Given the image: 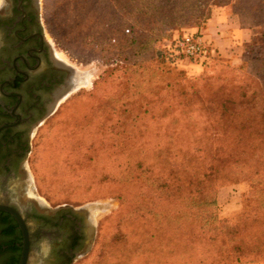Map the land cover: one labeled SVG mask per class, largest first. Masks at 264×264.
<instances>
[{
	"label": "rangeland",
	"instance_id": "374dc122",
	"mask_svg": "<svg viewBox=\"0 0 264 264\" xmlns=\"http://www.w3.org/2000/svg\"><path fill=\"white\" fill-rule=\"evenodd\" d=\"M174 1L105 0L103 6L99 0H39L40 28L52 52L85 82L40 122L25 159L27 183L46 209L79 210L90 220L85 247L70 264H123L120 257L130 250L124 241L132 221L127 202L121 205L120 198L127 199L122 183L127 140L132 116H144L140 107L165 100L163 89L169 85L176 96L174 86L181 88V81L202 86L205 82L198 81L203 77L213 89L245 87L264 102V74L250 67L264 56V25L237 40L233 36L229 44L220 43L222 52L200 31L217 53L218 63L208 69L196 61L183 60L175 67L156 61L161 47L170 50L174 41L196 34L198 11L208 6L214 12L232 11L212 7L215 2L209 0H179L186 7L185 23L169 27L162 15ZM194 5L197 10L191 9ZM249 184L239 181L218 188L219 221L242 213ZM40 261L31 256L29 264ZM142 263L135 259L130 264Z\"/></svg>",
	"mask_w": 264,
	"mask_h": 264
},
{
	"label": "trees",
	"instance_id": "16d2710c",
	"mask_svg": "<svg viewBox=\"0 0 264 264\" xmlns=\"http://www.w3.org/2000/svg\"><path fill=\"white\" fill-rule=\"evenodd\" d=\"M209 2L219 10L230 7L244 32L264 25V0ZM177 3L162 15L169 27L185 23L186 7ZM198 12L196 34L218 11L208 6ZM157 54L156 61L170 67L184 60L166 46ZM215 58L196 63L208 69L218 63ZM250 67L264 74V56ZM206 81H198L205 82L202 86L181 81V88L174 86L177 96L169 85L163 89L165 100L140 107L144 116L131 118L122 180L127 199L120 200L127 202L132 223L125 241H117L130 243L120 257L123 264L135 259L142 264H264L263 98L256 100L245 87L213 89ZM239 181L250 183L243 211L219 221L216 192Z\"/></svg>",
	"mask_w": 264,
	"mask_h": 264
},
{
	"label": "flooded vegetation",
	"instance_id": "af4514ba",
	"mask_svg": "<svg viewBox=\"0 0 264 264\" xmlns=\"http://www.w3.org/2000/svg\"><path fill=\"white\" fill-rule=\"evenodd\" d=\"M77 75L43 35L39 0H0V208L22 219L29 259L41 258L38 264L71 263L91 232L86 215L49 211L36 199L25 163L35 130ZM25 246L16 219L0 210V264H19Z\"/></svg>",
	"mask_w": 264,
	"mask_h": 264
},
{
	"label": "crops",
	"instance_id": "0c3cea01",
	"mask_svg": "<svg viewBox=\"0 0 264 264\" xmlns=\"http://www.w3.org/2000/svg\"><path fill=\"white\" fill-rule=\"evenodd\" d=\"M248 32H244L238 25L237 19L232 15V12L226 10L218 11L206 24V27L201 31L205 38L214 43L218 50L220 43H230L235 36V40L245 37Z\"/></svg>",
	"mask_w": 264,
	"mask_h": 264
},
{
	"label": "built area",
	"instance_id": "2783aa9c",
	"mask_svg": "<svg viewBox=\"0 0 264 264\" xmlns=\"http://www.w3.org/2000/svg\"><path fill=\"white\" fill-rule=\"evenodd\" d=\"M169 48L172 54L181 56L184 61H202L217 54L211 43L200 34L185 35L174 41L173 45L170 44Z\"/></svg>",
	"mask_w": 264,
	"mask_h": 264
},
{
	"label": "water",
	"instance_id": "95a60500",
	"mask_svg": "<svg viewBox=\"0 0 264 264\" xmlns=\"http://www.w3.org/2000/svg\"><path fill=\"white\" fill-rule=\"evenodd\" d=\"M75 91L74 87L71 88V91L69 90V92H73ZM66 209H70V208H66ZM0 210L2 211H6L9 212L18 222V224L20 225L22 231H23V235H24V242H25V248L23 250L22 256H21V260L19 264H27L29 263V256H28V250H27V235L25 233V229H24V224L22 222V219L19 217V215L14 212L11 209H7V208H0ZM75 213L79 214V215H85V213L83 211H79V210H74Z\"/></svg>",
	"mask_w": 264,
	"mask_h": 264
},
{
	"label": "bare ground",
	"instance_id": "6f19581e",
	"mask_svg": "<svg viewBox=\"0 0 264 264\" xmlns=\"http://www.w3.org/2000/svg\"><path fill=\"white\" fill-rule=\"evenodd\" d=\"M78 75H79V74H78ZM78 75H77V76H78ZM78 77H79V79H80V82L77 80L78 83L73 84V85H75V87H74L75 90L77 89V87H78L79 85L85 83V82H83V80H81V79L83 78L81 75H79ZM77 79H78V78H77ZM76 84H77V85H76ZM71 86H72V85H70L69 89L71 88ZM70 91H71V89H70ZM68 93H69V92H68ZM70 93H71V92H70Z\"/></svg>",
	"mask_w": 264,
	"mask_h": 264
}]
</instances>
